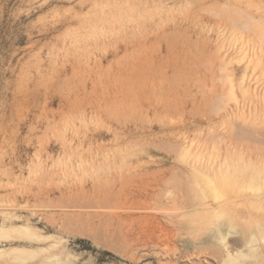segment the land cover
<instances>
[{"label":"rangeland","instance_id":"rangeland-1","mask_svg":"<svg viewBox=\"0 0 264 264\" xmlns=\"http://www.w3.org/2000/svg\"><path fill=\"white\" fill-rule=\"evenodd\" d=\"M19 226L0 264H264V0H0Z\"/></svg>","mask_w":264,"mask_h":264},{"label":"bare ground","instance_id":"bare-ground-1","mask_svg":"<svg viewBox=\"0 0 264 264\" xmlns=\"http://www.w3.org/2000/svg\"><path fill=\"white\" fill-rule=\"evenodd\" d=\"M234 205H236V204H234ZM228 208H230V206H227ZM226 207V208H227ZM225 208V209H226ZM216 209V208H215ZM235 209V208H234ZM207 210H209V209H207ZM229 210H231V208L229 209ZM228 211V210H227ZM232 211H233V208H232ZM225 212V211H224ZM18 227V226H17ZM224 229V228H223ZM223 229H219V227H218V231L216 232L219 236H222V234L224 233V232H222L223 231ZM224 231H225V229H224ZM215 232V231H214ZM222 232V233H221ZM251 232V231H250ZM229 233V232H228ZM255 234L257 233V232H254ZM215 234V233H214ZM213 234V235H214ZM221 234V235H220ZM213 235H212V238H213ZM224 235H226V234H223V237H224ZM262 235V238H263V235L264 234H261ZM215 236L216 237H218L216 234H215ZM258 237V238H257ZM261 237V236H260ZM49 237H40L37 233H35L32 229H29V228H24V227H20L19 226V228H14V227H9V228H4V227H0V240H2V241H8V242H11L12 240H15V241H17V240H24V241H26V242H32V243H42V242H44V241H46L47 239H48ZM215 238V237H214ZM249 238H250V249H249V252H254V251H256V249H258V245H257V243L258 242H260V240H262V239H259V236H257V235H254L253 233H251V237L249 236ZM246 241H249V239H247ZM246 241L244 242V243H246ZM243 245V244H242ZM249 245V244H248ZM237 246V247H236ZM241 246V245H240ZM242 247V246H241ZM50 248V247H49ZM226 250L224 251L225 252V256H224V254H223V257H224V259H226V261H228V264H232V263H234V261L236 260V257L234 256L235 254H244V253H241L240 251H239V246L238 245H234V246H232V245H229V246H227L226 245ZM225 248H223V250L225 249ZM49 250V249H48ZM43 251H45V250H42L41 251V253L43 252ZM12 252V251H11ZM20 252V251H19ZM21 252H23V250L21 251ZM31 252V254H27L29 257V259L27 260V261H31V260H35L36 258H33L34 256H32V255H37V256H42L41 254H36V253H38V252H34V254H33V252L32 251H30ZM40 252V251H39ZM46 253H49L47 250L45 251ZM223 252V253H224ZM240 252V253H239ZM16 253V252H15ZM28 253V252H27ZM46 253H44L43 255H45ZM10 254V253H9ZM17 254H18V252H17ZM24 254V256H25V253H23ZM22 254V255H23ZM14 255V254H13ZM21 255V254H20ZM26 255V256H27ZM16 256H19V255H16ZM36 256V257H37ZM238 256V255H237ZM12 257H14V256H12ZM242 258H244V256L242 255L241 256ZM10 258H11V256H10ZM31 259V260H30ZM223 259V258H222ZM11 260H13V258L11 259ZM14 260H15V258H14ZM17 260V259H16ZM23 260H25L26 261V259H23ZM52 260V259H51ZM18 261V260H17ZM22 261V260H21ZM24 261V263H27V262H25ZM50 261V260H49ZM48 261V262H49ZM18 262H20V260L18 261ZM47 262V261H46ZM51 262V264H52V261H50ZM54 262H57V261H54ZM23 263V262H22ZM44 264V263H43Z\"/></svg>","mask_w":264,"mask_h":264}]
</instances>
